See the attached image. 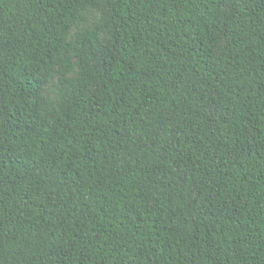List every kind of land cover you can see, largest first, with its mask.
I'll return each mask as SVG.
<instances>
[{
    "label": "trees",
    "instance_id": "1",
    "mask_svg": "<svg viewBox=\"0 0 264 264\" xmlns=\"http://www.w3.org/2000/svg\"><path fill=\"white\" fill-rule=\"evenodd\" d=\"M0 264H264V0H0Z\"/></svg>",
    "mask_w": 264,
    "mask_h": 264
},
{
    "label": "rangeland",
    "instance_id": "2",
    "mask_svg": "<svg viewBox=\"0 0 264 264\" xmlns=\"http://www.w3.org/2000/svg\"><path fill=\"white\" fill-rule=\"evenodd\" d=\"M108 16L110 15L105 9H95V8L88 9L86 12L80 15L79 19L74 25L70 40L71 41L76 40L78 34L81 31L94 29L97 25H106ZM110 35H111L110 29L108 27L105 28L101 36L102 41L107 42L110 38ZM221 47H222L221 41L216 40L215 49L219 50ZM70 76L73 77L74 74ZM44 77H45L46 84L41 90V95L43 97H49L52 100L67 98L66 89L61 87L60 74H57L54 77L45 74Z\"/></svg>",
    "mask_w": 264,
    "mask_h": 264
}]
</instances>
